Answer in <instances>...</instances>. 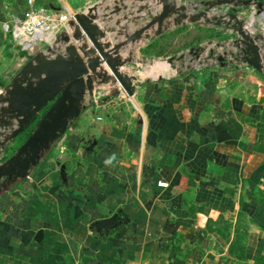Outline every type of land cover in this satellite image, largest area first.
<instances>
[{
	"label": "crops",
	"instance_id": "1",
	"mask_svg": "<svg viewBox=\"0 0 264 264\" xmlns=\"http://www.w3.org/2000/svg\"><path fill=\"white\" fill-rule=\"evenodd\" d=\"M161 7L159 0H0V99L35 55L13 45L5 21L29 9L91 11L106 33L99 41L113 46ZM175 18L161 34L154 27L119 50L133 97L108 98L114 87L97 82L86 100L93 108L84 104L26 179L0 187V264H264V72L233 55L238 35L217 51L223 61L195 71L176 62L163 78L161 61L138 76L123 70L134 50L194 28ZM72 32L64 25L58 33V54L78 47L63 41ZM115 213L116 227L98 232L94 224Z\"/></svg>",
	"mask_w": 264,
	"mask_h": 264
},
{
	"label": "water",
	"instance_id": "2",
	"mask_svg": "<svg viewBox=\"0 0 264 264\" xmlns=\"http://www.w3.org/2000/svg\"><path fill=\"white\" fill-rule=\"evenodd\" d=\"M161 11L140 29L127 35L122 42L111 46L106 33L100 31L93 23L91 11L87 14L76 13L69 26L73 29L70 37L63 38L65 43L71 40L78 44L66 47L63 54H57L53 48L49 52H36L6 87V96L0 99V187L7 188L17 180L26 179L31 169L37 167L42 155L53 143L64 136L70 123L77 119L86 105L87 95L92 94L96 83L106 85L109 81L118 86L114 96L124 93L131 98L135 93L133 78L125 75L121 68L123 61L117 57L119 50L128 43L143 38L144 34L154 29L155 34L162 32L164 22L175 15L174 22L220 24L219 17L209 18L206 12L188 13L179 0H159ZM231 0L207 1L202 3L209 7L230 4ZM261 6L262 4H258ZM234 29L240 37L239 45L246 63L260 71L259 37H251L243 30L242 22L236 15L230 14ZM147 37V35H146ZM204 49L191 48L190 55L199 61ZM95 57H91V56ZM185 54L166 59V63L175 69L176 62L184 61ZM223 61V56L217 58ZM104 66V68L102 67ZM103 68V69H101ZM85 104V105H84ZM33 130L22 143L17 138L29 126ZM11 128L10 133H3ZM63 170V167H62ZM121 220L115 213L107 219L98 220L94 226L98 232L114 228Z\"/></svg>",
	"mask_w": 264,
	"mask_h": 264
},
{
	"label": "built area",
	"instance_id": "3",
	"mask_svg": "<svg viewBox=\"0 0 264 264\" xmlns=\"http://www.w3.org/2000/svg\"><path fill=\"white\" fill-rule=\"evenodd\" d=\"M258 4L260 3L250 2L245 5L247 7H244L238 2L223 4L222 7L224 8V13L221 12L216 17L223 19L219 25L226 24L235 31L233 25L234 21L229 18L230 14H234L238 20L242 22L243 30L246 33L251 37H259L256 43L259 47L260 63L262 65L260 71L264 72V5L259 6ZM185 6L188 9V13L195 14L202 12L203 10H201V8L204 5L202 6L200 4L197 6L195 4V6L189 7L187 4ZM243 9L244 11H241ZM203 12H206L209 18L215 16L210 15L208 11ZM73 15L74 14L67 8L62 9L59 12H49L43 8L29 9L24 13L22 18L13 17L2 23V30L10 36L15 47L31 56L36 48L40 51L42 46H50V44L57 39V35L62 27L64 25H69V22L73 20ZM244 16H248V18L251 17L248 25L244 24V21L246 20ZM254 20H257L256 24L253 23ZM253 30L257 32L255 33ZM235 33L237 34L236 31ZM238 38L240 39L239 36ZM236 45L239 51L238 53H233V55H237L239 60L241 58L246 65L247 63L244 60V54L240 50L242 45H239V41H236ZM42 51L45 52V50ZM202 65L204 64L201 63L196 68H199ZM100 99L101 96L98 95L93 100V103L98 106L100 104ZM159 185L162 187L166 186L165 183H160Z\"/></svg>",
	"mask_w": 264,
	"mask_h": 264
},
{
	"label": "rangeland",
	"instance_id": "4",
	"mask_svg": "<svg viewBox=\"0 0 264 264\" xmlns=\"http://www.w3.org/2000/svg\"><path fill=\"white\" fill-rule=\"evenodd\" d=\"M180 1V0H179ZM190 1L187 3H184V5H189V7H193L192 1L195 0H185ZM204 2L207 1H217V0H201ZM245 1V0H244ZM259 2L258 0H254ZM183 2V1H182ZM261 3V2H260ZM183 4V3H182ZM264 5V3H261ZM181 5V4H180ZM223 4H220L218 6L211 7L208 10V13L210 15L218 16L221 12L224 13V8L222 7ZM237 12V11H236ZM245 21L244 24L250 23V18L248 16H244ZM254 17V16H253ZM257 20H254V24H256ZM212 26H209L208 23H197L194 24V28L190 29L187 26H181L178 28L177 32L173 35H169L166 37H163L162 40L157 42V44L154 46H142V49L130 53V60L131 63H129L127 66H124V71L127 74L136 75L140 72L145 71V68H150L153 66L155 62L161 61L163 65V72L162 75L163 78H168V73L170 71L169 65L165 62L167 58L170 56H179L181 54H185L184 61L180 62V64H184V66H181L183 70L191 69L192 71H195L196 67L198 65L207 64L208 61L217 64L219 61L217 60L218 57H220L219 53L217 51L221 50L223 45L228 44V46H231L227 41L230 40V38L234 37L235 31L232 29H229V34L225 31L224 27L222 25L217 24H211ZM246 26V25H245ZM58 38L53 41V43L48 45H44L41 47L40 51L39 49H35L32 54H35L36 52H44L42 50H47L48 48H53L57 54H58ZM202 48L204 49L200 53V59L199 61L195 59L194 55H190L188 52L191 48ZM212 50V51H211ZM184 51H187L186 53H182ZM149 80V79H146ZM145 81V79H144ZM109 85L111 87L113 86L114 89H110L107 92L108 98H113V92L116 91L117 86L113 85L109 81ZM134 101V100H133ZM118 106L122 108H127L125 104L121 103V99L117 101ZM136 103V102H135ZM135 103L129 104V108L131 111L135 110ZM86 104L89 108H93L89 101ZM127 104V105H128ZM100 111H106L103 109H100Z\"/></svg>",
	"mask_w": 264,
	"mask_h": 264
},
{
	"label": "trees",
	"instance_id": "5",
	"mask_svg": "<svg viewBox=\"0 0 264 264\" xmlns=\"http://www.w3.org/2000/svg\"><path fill=\"white\" fill-rule=\"evenodd\" d=\"M245 1H249V0H245ZM258 1L264 3V0H258ZM32 130H33V125L29 126L22 134L18 136L17 143L19 144L25 141V139L29 136Z\"/></svg>",
	"mask_w": 264,
	"mask_h": 264
}]
</instances>
